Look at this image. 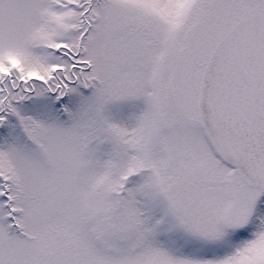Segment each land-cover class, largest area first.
Listing matches in <instances>:
<instances>
[{
  "label": "snow or ice",
  "instance_id": "snow-or-ice-1",
  "mask_svg": "<svg viewBox=\"0 0 264 264\" xmlns=\"http://www.w3.org/2000/svg\"><path fill=\"white\" fill-rule=\"evenodd\" d=\"M0 264H264V0H0Z\"/></svg>",
  "mask_w": 264,
  "mask_h": 264
}]
</instances>
